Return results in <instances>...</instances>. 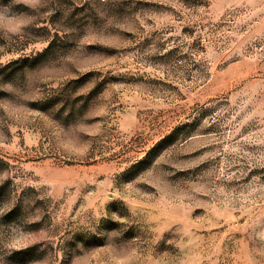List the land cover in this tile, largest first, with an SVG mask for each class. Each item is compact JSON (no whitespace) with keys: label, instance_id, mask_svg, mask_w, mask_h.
Instances as JSON below:
<instances>
[{"label":"rangeland","instance_id":"rangeland-1","mask_svg":"<svg viewBox=\"0 0 264 264\" xmlns=\"http://www.w3.org/2000/svg\"><path fill=\"white\" fill-rule=\"evenodd\" d=\"M0 264H264V0H0Z\"/></svg>","mask_w":264,"mask_h":264}]
</instances>
